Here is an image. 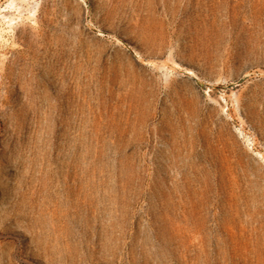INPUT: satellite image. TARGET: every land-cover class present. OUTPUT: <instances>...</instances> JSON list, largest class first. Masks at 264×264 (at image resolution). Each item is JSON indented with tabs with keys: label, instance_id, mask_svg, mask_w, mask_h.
<instances>
[{
	"label": "rangeland",
	"instance_id": "rangeland-1",
	"mask_svg": "<svg viewBox=\"0 0 264 264\" xmlns=\"http://www.w3.org/2000/svg\"><path fill=\"white\" fill-rule=\"evenodd\" d=\"M0 264H264V0H0Z\"/></svg>",
	"mask_w": 264,
	"mask_h": 264
}]
</instances>
